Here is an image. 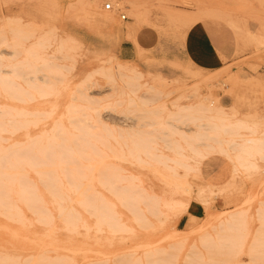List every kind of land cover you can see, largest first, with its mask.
I'll use <instances>...</instances> for the list:
<instances>
[{"label":"rangeland","instance_id":"1","mask_svg":"<svg viewBox=\"0 0 264 264\" xmlns=\"http://www.w3.org/2000/svg\"><path fill=\"white\" fill-rule=\"evenodd\" d=\"M59 1L0 0V264H264V0ZM91 8L161 42L131 60L111 31L81 44ZM201 24L231 60L187 54Z\"/></svg>","mask_w":264,"mask_h":264},{"label":"crops","instance_id":"2","mask_svg":"<svg viewBox=\"0 0 264 264\" xmlns=\"http://www.w3.org/2000/svg\"><path fill=\"white\" fill-rule=\"evenodd\" d=\"M84 1L85 0L82 1L83 4ZM97 1L98 0H91L90 2L93 6ZM74 2L75 0H60L59 4H62L64 7H66L67 5ZM32 14L33 15L30 19H32V21L35 23L40 22L42 26H45V21H47L49 24L53 17L50 15L48 17L41 16L38 18L36 14ZM76 15L78 14L71 11L69 13L63 12L58 17V20L68 21V17L71 20H76L78 19ZM101 16L102 14L99 11H95L91 8L86 18L80 17V19L86 20V25H82L80 27H71L72 33H74L76 37L80 39L79 42L81 44H102L104 43L102 39L105 37L106 32L111 31L114 39L117 42V53L120 59L131 60L135 57V54L138 50L144 51L154 49L161 42L160 33L157 29L151 26H141L135 30H129V28H131L133 25V22L131 20L124 19L125 23L120 27H114L111 25H107L106 27ZM95 30L97 32H95ZM186 45H189L187 48V54L190 55L191 49V57L199 64L213 62L216 64L215 66H219L220 63L233 58V45L231 40L227 39L226 37L221 38V36H218L202 24L198 31L192 34ZM224 104L225 107H229V102ZM257 112L261 117L264 118V95L258 103ZM223 173H225L224 170H218L217 175H214L215 177H210H214L216 180V177H222Z\"/></svg>","mask_w":264,"mask_h":264},{"label":"bare ground","instance_id":"3","mask_svg":"<svg viewBox=\"0 0 264 264\" xmlns=\"http://www.w3.org/2000/svg\"><path fill=\"white\" fill-rule=\"evenodd\" d=\"M106 4H109V8H108V9H111V8H112L111 4H110V3H106V2L104 3V6H103L104 8H105V5H106ZM105 9H107V8H105ZM120 15H121V14H120ZM125 18H126V16H125ZM48 62H49V61H48ZM41 64H42V63H41ZM33 65H34V64H33ZM57 66H58V65H57ZM33 67H34V66H33ZM10 68H11V67H10ZM35 68H36V66H35ZM39 68H40V67H39ZM11 69H12V68H11ZM3 70H4V69H3ZM40 71H41V70H40ZM36 76H37V75H36ZM30 77H31V76H30ZM33 77H34V76H33ZM37 79H38V78H37ZM43 79H44V78H43ZM43 81L45 82V79H44ZM9 82H10V81H9ZM11 83H12V82H11ZM17 95H18V94H17ZM232 114H233V113H232ZM12 118H13V117H12ZM9 120H10V119H9ZM11 121H12V120H11ZM2 122H3V121H2ZM13 122H14V124H16V121H13ZM17 122H18V121H17ZM18 123H19V122H18ZM238 123H239V124H240V123L243 124V122H241V121H237L235 124L238 125ZM0 124H1V123H0ZM235 124H234V125H235ZM242 124H241V126H242ZM232 126H233V125H232ZM238 127H240V125H239ZM238 127H237V128H238ZM223 128H224V127H223ZM225 128H226V127H225ZM3 129H4V128H3ZM222 130H223V129H222ZM225 130H226V129H225ZM4 131H5V130H4ZM239 137H240V136H239ZM257 139H258V138H257ZM69 140H72V139H69ZM210 140H211V139H210ZM211 141H212V140H211ZM223 141H224V140H223ZM260 141H261V140H260ZM27 144H28V143H27ZM29 144L31 145L30 142H29ZM29 144H28V146H26V147H30ZM232 144H233V143H232ZM59 145H60V144H59ZM67 145H68V147L66 148L67 150H70V148L73 147V146L70 145V144H67ZM230 145H231V144H230ZM234 145H235V144H234ZM13 146H14V145H13ZM13 146H12V147H13ZM50 146H51V145H50ZM50 146H49V148H50ZM54 146H55V144H54ZM57 146H58V145H57ZM61 146H62V145H61ZM70 146H71V147H70ZM31 147H34L35 149L37 148V146H34V145H32ZM58 147H60V146H58ZM69 147H70V148H69ZM5 148H6V147H5ZM15 148H17V145H16ZM21 149H25V148H21ZM29 149H30V148H29ZM29 149H27V151H26V149H25V151H21V150H18V149H17L18 151H17L16 153H13V154L17 155L18 153L22 152V153H21V155H22L23 152H24L25 154H28V153L33 152V149H30V150H32V151H31V152H30V151L28 152ZM72 149H73V148H72ZM72 149H71L70 152H72ZM5 150H6V149H5ZM14 150H15V149H14ZM14 150H13V151H14ZM9 151H10V150H9ZM47 151H48V150H47ZM47 151L45 150L44 152L46 153ZM4 152H5V151H4ZM26 152H28V153H26ZM6 153H8V152L6 151ZM9 153H10V152H9ZM50 153H51V152H50ZM50 153H49V151H48V155H49ZM60 153H61L60 155H62V153H64V152H60ZM53 154H54V153L52 152V155H53ZM55 154H56V153H55ZM66 154H68V153L65 152L62 156H64V155L66 156ZM0 155H1V154H0ZM6 155H7V156H6ZM8 155H10V154H5V155H4V157H7V160H8ZM18 155H20V154H18ZM18 155H17V156H18ZM29 155H30V154L26 155V157L29 156ZM31 155H33V154L31 153ZM31 155L29 156V159L32 158V160L37 156V155L35 154V155H33V156L31 157ZM45 155L47 156V154H44V157H45V158L43 157V160H44V161H45V159L47 158ZM58 155H59V154H58ZM2 156H3V155H2ZM2 156H0V157L2 158ZM10 156H12V155H10ZM10 156H9V157H10ZM22 157H23L22 159H26V158H24L23 155H22ZM37 157H38V156H37ZM53 157H54V158L52 159L53 161L51 160L50 157H48L46 160H49L50 163L53 162L54 164H56V163H55V160H56L55 158H56V156L54 155ZM69 157H70V155H69ZM58 158H59V157H58ZM61 158H62V157H60V159H61ZM18 159H20L19 156H18ZM18 159H17V160H18ZM4 160H5V159H4ZM14 160H15V159H14ZM32 160H29V161L25 160V162H24V160H23V162H24L23 164L27 165V164H26V161H27V162H31ZM39 160H41V159H39ZM44 161H43V162H44ZM63 161H64V160H63ZM65 161H66V159H65ZM71 161H73V159H72ZM3 162H4V161H3ZM3 162H2V160H1V161H0V164H2ZM15 162H16V161H15ZM34 162L37 163L38 161H34ZM41 162H42V160H41ZM20 163H21V162H20ZM35 163H32L33 166H32V165H31V166H32L33 169L36 171V169L34 168V165H35V167L37 168V165H38L40 162H39L38 164H35ZM64 163H65V162H64ZM45 164H46V161H45ZM45 164L43 163V165H45ZM67 164H70V163L67 162ZM67 164H66V165H67ZM21 165H22V163H21ZM21 165H20V166H21ZM59 165H60V164H59ZM59 165H58V166H59ZM66 165L64 164V166H65L64 169H63V167L61 168L63 172L66 171V170H65L66 167H67ZM0 166H1V165H0ZM39 166H40V164H39ZM39 166H38V167H39ZM55 166H56V165H55ZM61 166H63V165H61ZM40 167H42V166H40ZM17 168H18V167H17ZM17 168H16V169H17ZM21 168H22V167H19L18 169L21 171ZM45 168H46V167H45ZM12 169H14V168L12 167ZM52 169L55 170V168H52ZM52 169H51V170H52ZM59 169H60V168H59ZM68 169H69V168H68ZM0 170H1V169H0ZM38 170H40V169H38ZM48 170H49V169H48ZM48 170H47V171H48ZM64 170H65V171H64ZM14 171H15V170H14ZM16 171H17V170H16ZM35 171H34V172H35ZM47 171H45V173H47ZM6 172H7V171H6ZM8 172H9V171H8ZM17 172H18V171H17ZM17 172H16V173H17ZM21 172L24 173V169H22ZM40 172H41V171H40ZM50 172H51V171H50ZM67 172H68V171H67ZM47 174H48V173H47ZM47 174H46V177L48 176V178H45V180H47V182H50V183H51V181L48 180V179H49V175H47ZM50 174H51V173H50ZM54 174H55V173H54ZM63 174H64V177H66V178L68 177V176H66V173H63ZM7 175H8V174H7ZM24 175H25V173H24ZM51 175H52V174H51ZM0 176H1V175H0ZM56 176H57V174H56ZM18 177H22V176H18ZM51 177H52V176H50V178H51ZM54 177H55V176H54ZM7 178H9V177H7ZM24 178H25V176L22 177V179H21V178H19V179H20V180H23ZM66 178H65V179H66ZM68 178H69V177H68ZM68 178H67V179H68ZM75 178H76V177H75ZM19 179H18V181H17L18 183H19ZM54 179L57 181L56 178H54ZM24 180H26V178H25ZM39 180H40V177H39ZM40 181H41V180H40ZM23 182H25V181H23ZM27 182H28V181H27ZM30 182H31V181H30ZM42 182H43V180H42ZM50 183H49V184H50ZM23 184H24V183H23ZM17 185H18V184H17ZM53 185H54V182H53ZM49 186L51 187V186H52V183H51ZM58 186H59V185H58ZM75 186H77V185H75ZM187 186H188V185H187ZM25 188H26V187H25ZM55 188H56V187H54V190H57V189H55ZM74 188H75V187H74ZM187 188H188V187H187ZM52 189H53V188H52ZM60 189H61V188H60ZM1 191H2V190H1ZM20 191H21V190H20ZM132 191H133V190H132ZM51 192H52V190H51ZM61 192H62V191H61ZM75 192H76V191H75ZM75 192H74V193H75ZM133 192H134V191H133ZM2 193H3V192H2ZM131 193H132V192H131ZM29 194H30V193H29ZM58 194H59V193H58ZM0 195H1V192H0ZM52 195H54V194H52ZM4 196H5V195H4ZM4 196H3V197H4ZM16 196H17V195H16ZM55 196H57V195H55ZM135 197H136V196H135ZM30 198L32 199V197H30ZM30 198H29V199H30ZM0 199H1V197H0ZM6 200H7V199H6ZM6 200H5V201H6ZM5 201H4V202H5ZM67 201H68V200H67ZM23 202H24V201H23ZM36 202H37V201H36ZM36 202L34 201L35 204H36ZM135 202H136V201H135ZM135 202H133V203H135ZM0 203H1V202H0ZM32 203H33V202H31V204H32ZM141 203H143V202H141ZM9 204H10V203H9ZM13 205H14V204H13ZM136 205H137V202H136ZM3 206H4V205H3ZM37 206H38V205L36 204V207H37ZM39 206H40V205H39ZM9 207H10V205H9L7 208H9ZM14 207H16V204L14 205ZM27 207H28V205H27ZM34 207H35V206H34ZM263 207H264V206H263ZM12 208H13V207H12ZM64 208H65V207H64ZM64 208L62 207V208H60V209H63V211H64ZM66 208L68 209V206H66ZM41 209H44V207L42 208V206H41V207H40V210H41ZM137 209H138V208H137ZM147 209H149V210H148V212H149V211H150V208H147ZM15 210H16V209H15ZM38 210H39V209H38ZM57 210H58V209H57ZM134 210H136V207H134ZM151 210H152V208H151ZM45 211H46V209H45ZM47 211H48V210H47ZM47 211H46V212H47ZM63 211L60 210V213H66L68 210H67L66 212H63ZM70 211H72V210H69V212H70ZM145 211H146V209H145ZM153 211H155V210H152V213H153ZM16 212H17V211H15L14 214H15ZM33 212L35 213L36 211L33 210ZM43 212H44V210H43ZM146 212H147V211H146ZM156 212H157V211H156ZM40 213H41V212H40ZM49 213H50V212H49ZM60 213H58V214H60ZM71 213H72V212L68 213V216H69V217H70L71 215H73V213H72V214H71ZM138 213H139V212H136V214H138ZM2 214H3V213H2ZM14 214H13V215H14ZM155 214H156V213H155ZM231 214H232V213H231ZM231 214H228V215H227V217H226V218L223 220V222H222L223 224H225V225H228V224H229L228 222H230V221H229V217L231 218ZM0 215H1V214H0ZM5 215H6V216L9 215V217L11 216L9 213H8V214H5ZM16 215H17V214H16ZM232 215H233V214H232ZM234 215H235V214H234ZM46 216H47V213L45 214V217H46ZM68 216H67V217H68ZM235 216H236V215H235ZM69 217H68V218H69ZM237 217H238V216H237ZM39 218L41 219V217H39ZM42 218H43V217H42ZM71 218H72V216H71ZM71 218H70V219H71ZM74 218L76 219L75 216H74ZM140 218H141V217H140ZM143 218H144V217H143ZM143 218H141V220H142ZM233 218H234V217H233ZM101 219H102V218H101ZM42 220H43V219H42ZM102 220H103V219H102ZM231 220H232V219H231ZM75 221H76V220H75ZM105 221H106V220H105ZM143 221H144V220H143ZM68 222H70V221H68ZM99 222H103V221L100 220ZM114 222H115V221H114ZM147 222H148V220H147ZM70 223H71V222H70ZM72 223H73V222H72ZM75 223H76V222H75ZM143 223H144V222H143ZM222 223H220V224H222ZM73 224H74V223H73ZM99 224H100V223H98V225H99ZM115 224H116V223H115ZM233 224H234V223H233ZM71 225H72V224H71ZM113 225H114V223H113ZM72 226H74V225H72ZM99 226H100V225H99ZM110 226H111V225H110ZM74 227H75V226H74ZM114 227H115V226H114ZM225 227H226V226H225ZM229 227H230V226H229ZM97 228H98V227H97ZM115 228H116V227H115ZM66 230H67V229H66ZM69 230H70V229H69ZM100 230H101V229H100ZM71 231H73V229H72ZM222 231H223V230H222ZM224 232H225V231H224ZM215 233H217V232H215ZM221 233H222V232H221ZM225 234H227V233H225ZM225 234H223V235H225ZM218 235H219V234H218ZM227 236H228V235H227ZM221 237H222V235H221ZM119 251H120V250H119ZM124 254H125V253H124ZM124 256H126V255H124Z\"/></svg>","mask_w":264,"mask_h":264},{"label":"built area","instance_id":"4","mask_svg":"<svg viewBox=\"0 0 264 264\" xmlns=\"http://www.w3.org/2000/svg\"><path fill=\"white\" fill-rule=\"evenodd\" d=\"M105 8L108 9V8H109V4H106V5H105ZM120 16H121L122 19H126L124 14H121Z\"/></svg>","mask_w":264,"mask_h":264}]
</instances>
